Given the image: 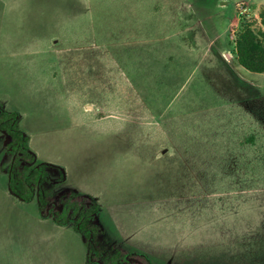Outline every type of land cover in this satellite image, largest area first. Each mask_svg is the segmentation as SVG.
Masks as SVG:
<instances>
[{
  "label": "rangeland",
  "instance_id": "374dc122",
  "mask_svg": "<svg viewBox=\"0 0 264 264\" xmlns=\"http://www.w3.org/2000/svg\"><path fill=\"white\" fill-rule=\"evenodd\" d=\"M4 1L0 57L24 50L43 67L19 92L10 72L1 85L43 156L113 200L93 221L97 247L152 264H264V74L244 69L234 47L242 21L264 29V0ZM53 32L83 49L37 52ZM51 53L83 66L54 69ZM9 141L0 134V187ZM50 173L46 189L60 198L63 171ZM22 247L21 260L0 250V264H32Z\"/></svg>",
  "mask_w": 264,
  "mask_h": 264
},
{
  "label": "crops",
  "instance_id": "0c3cea01",
  "mask_svg": "<svg viewBox=\"0 0 264 264\" xmlns=\"http://www.w3.org/2000/svg\"><path fill=\"white\" fill-rule=\"evenodd\" d=\"M6 13L7 1L0 0V31L2 30L3 23L5 22ZM69 34H82V30L70 31ZM52 35V41L51 39H45L48 40L46 43H44L45 40H42L41 38L38 39L40 40V42H43L41 44H43L44 46L38 48L37 50L35 48L38 45H34V49H32V52L34 50H37V52L41 54L42 52H66L67 50H73V48L75 50L83 49V46H64L63 44H60V40L56 38L58 35L57 32H53ZM0 48H4L1 43ZM23 52L24 50H22L21 55L11 56V60L7 57L5 59L0 57V107L6 110L20 111V113L22 114V127L24 131L30 136V146L32 152L36 155L39 161L48 164V166L50 167L57 166L62 169L64 174V182L62 186L65 190H72L92 197L100 205V212H107L109 214H112L113 211L111 205L113 203V200H111L110 202L101 200V194H99L97 191V180L91 182L90 185L72 183V179L68 174V169L66 168V166L64 168L61 165L59 166L49 162L47 158L43 156V147L38 143H32L33 137L30 134L31 127H27L29 126L27 119L28 114L24 112L19 103L14 101L15 98L8 92L7 88H4L1 85L2 83H4L10 72L12 73L13 77L12 81L16 84L17 90L19 92V87H21L20 85L24 84L27 77H35L36 69L40 70L43 67V61H33V59H31L29 56H25ZM25 57H27L28 61H25ZM50 57L52 61L48 62V66H51L54 69L83 66L82 61L80 63H77L78 60L72 61L71 59H69L72 58V56H70L68 59L64 57L65 59H61L60 61H58V58L62 56H60L59 54L56 55L51 53ZM44 66L46 67V64ZM51 74L52 78L56 77V71L53 73L51 72ZM86 74L88 73L86 72ZM2 99L5 100V102L2 103ZM9 103H12V105L10 106ZM97 161L98 160L96 158L95 160H93V163L96 165V163H98ZM93 171L94 173H96V171L98 172L96 168H94ZM109 180L110 182L108 184L112 182L111 179ZM83 182L85 183V180H83ZM104 189L107 188L104 187L103 189H101V191H103ZM0 192L3 196V201L0 200V245H2L3 247H1L0 250L8 249L7 252L8 254H10V258L14 256L17 259L21 260L23 257L19 256L17 253H14L13 250H16L19 247L23 246L22 248H25V250L28 251L26 254L30 261H32V264H90L88 261L89 250L84 236L77 232L72 225L59 226L51 219L42 218L35 202L25 203L15 198L8 189L7 173L6 182L4 186L2 185L0 187ZM25 223L33 228V230L27 231ZM119 235L121 236L120 233ZM61 246L67 247L68 250L62 248ZM77 248H79L81 251V257L79 262L76 263L74 262L72 251L75 252L74 250H76ZM60 249H64L65 251H60Z\"/></svg>",
  "mask_w": 264,
  "mask_h": 264
},
{
  "label": "trees",
  "instance_id": "16d2710c",
  "mask_svg": "<svg viewBox=\"0 0 264 264\" xmlns=\"http://www.w3.org/2000/svg\"><path fill=\"white\" fill-rule=\"evenodd\" d=\"M262 17L264 25V14ZM234 47L238 63L244 69L264 74V29L256 30L251 21H242ZM0 133L10 139L6 146L12 156L7 166L10 193L21 202H35L42 218L51 219L59 226L72 225L85 238L90 264H152L149 256L137 250L114 246L113 254H106L97 247L98 229L93 221L101 207L92 197L64 190L59 198L46 189V185L52 184L50 166L32 152L20 111L0 107ZM248 141L255 144L253 137ZM63 182L64 174L57 183Z\"/></svg>",
  "mask_w": 264,
  "mask_h": 264
}]
</instances>
